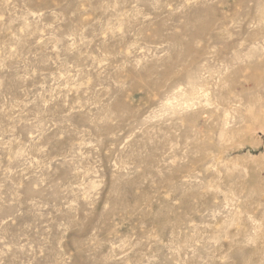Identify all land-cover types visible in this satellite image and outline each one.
Here are the masks:
<instances>
[{"label":"rangeland","instance_id":"1","mask_svg":"<svg viewBox=\"0 0 264 264\" xmlns=\"http://www.w3.org/2000/svg\"><path fill=\"white\" fill-rule=\"evenodd\" d=\"M0 264H264V0H0Z\"/></svg>","mask_w":264,"mask_h":264}]
</instances>
